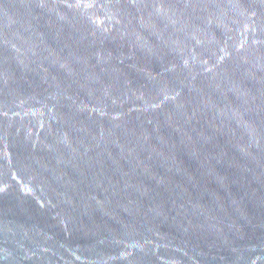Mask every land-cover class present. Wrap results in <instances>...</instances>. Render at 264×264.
I'll return each mask as SVG.
<instances>
[{"label":"water","instance_id":"1","mask_svg":"<svg viewBox=\"0 0 264 264\" xmlns=\"http://www.w3.org/2000/svg\"><path fill=\"white\" fill-rule=\"evenodd\" d=\"M0 264H264V0H0Z\"/></svg>","mask_w":264,"mask_h":264}]
</instances>
